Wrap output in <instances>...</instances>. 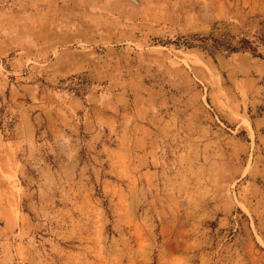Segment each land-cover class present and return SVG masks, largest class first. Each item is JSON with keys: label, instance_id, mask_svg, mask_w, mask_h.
<instances>
[{"label": "rangeland", "instance_id": "374dc122", "mask_svg": "<svg viewBox=\"0 0 264 264\" xmlns=\"http://www.w3.org/2000/svg\"><path fill=\"white\" fill-rule=\"evenodd\" d=\"M0 264H264V0H0Z\"/></svg>", "mask_w": 264, "mask_h": 264}]
</instances>
